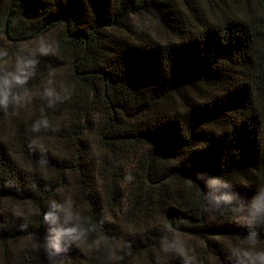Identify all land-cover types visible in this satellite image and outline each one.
Wrapping results in <instances>:
<instances>
[{
    "label": "trees",
    "instance_id": "1",
    "mask_svg": "<svg viewBox=\"0 0 264 264\" xmlns=\"http://www.w3.org/2000/svg\"><path fill=\"white\" fill-rule=\"evenodd\" d=\"M53 30L56 56L39 57L41 69L12 91L32 97L69 66L56 107L33 97L18 114L0 110V264H101L118 242L119 264H247L241 242L252 234L264 249V0H0L10 55ZM95 108L111 190L124 159L135 169L123 223L83 163ZM54 140L71 157L43 147ZM69 173L85 207L80 246L58 234L62 213L55 225L43 219L50 201L64 204Z\"/></svg>",
    "mask_w": 264,
    "mask_h": 264
},
{
    "label": "rangeland",
    "instance_id": "2",
    "mask_svg": "<svg viewBox=\"0 0 264 264\" xmlns=\"http://www.w3.org/2000/svg\"><path fill=\"white\" fill-rule=\"evenodd\" d=\"M142 19H141V23L145 25L146 28L148 29L150 28L155 36L161 37V35L163 34L162 30L151 25L152 23L147 21L145 17H143ZM57 31L58 30H53L52 32L48 33L47 35L43 36L40 39H36L32 42L25 43L22 47L23 52L19 55L14 54V56L10 55V52L7 51L8 45L4 43V40H2L1 32H0V51L1 50L7 51V55L4 58L3 60L4 62L2 64L3 69H5L6 72H14L17 59L35 60L36 63L34 67L29 70L32 73L31 75H35L36 71H38V69H41L42 67L41 64L38 63L39 57L44 56L39 54V48L41 46V43H44L45 45L51 47V51L48 55L56 56L55 37L58 33ZM69 74H70L69 66L61 68L59 70L55 69L54 71H51L50 75L47 76L45 80L35 85V87L32 89V97L28 96L25 100H23L22 106H16L17 108L16 111L22 107L29 108L28 105L30 106V103L28 101H30V98L33 99V97L38 98V100H40V103L43 105L44 108L48 109V108L56 107L55 104L53 107L48 106V100L47 98L44 97V90L45 88L51 87L54 88L58 94H60V92L67 86V78ZM13 106L15 107V105H10L9 107H12L13 109ZM56 115H55V124H60L61 123L60 121L63 120L65 116L59 118L61 114L57 116ZM92 117L94 124L91 127V129L87 130L85 133L87 152L83 157V163L84 166H86L87 172L92 176L95 187L101 193L103 203L105 204L106 207V212L111 217L110 219H112L113 221H117L119 223H123L122 220L127 218L128 212L129 211L130 213L132 212V207L130 202V181H126L125 177L127 175L133 176V173H135V169L131 167L132 165L131 157H127L126 159H124L120 168L122 170V176L114 185V191L111 190L110 181L109 178H107L106 172L104 171V163L102 161L105 155V151L103 150L99 142L100 115L98 108H95L93 110ZM43 147L50 148L51 151H53L54 153L56 151L61 155L62 154L68 155L67 156L68 158L71 157L72 154V149L67 150L68 147L66 144H62V143L59 144L58 142H55V140L50 141L47 144L45 143ZM75 180L76 179L73 176V173H69L67 185L64 191L62 192L63 193L62 198L64 203L66 200L71 199L74 204L73 205L74 211L78 212L79 209L81 208L85 209V207L84 205L77 202ZM30 206H31L30 204L24 203L23 205L16 206V208L19 210H26L29 209ZM175 237L178 238L179 236H175ZM180 239H184L186 245H191L192 241L194 240L191 237H180ZM103 242H105V240H101L99 243H103ZM165 245H167L166 242ZM241 246L242 249L245 250L247 248V243L242 241ZM99 247L100 245L98 243L97 244L93 243L86 249V256L90 259V262H93V259H95L100 255ZM121 250H122V243L120 242H118L117 244L113 243L112 246L108 249V251L101 255V264H119V262L122 259V257L120 256L122 253ZM139 263L141 264V261H139L138 264Z\"/></svg>",
    "mask_w": 264,
    "mask_h": 264
},
{
    "label": "clouds",
    "instance_id": "3",
    "mask_svg": "<svg viewBox=\"0 0 264 264\" xmlns=\"http://www.w3.org/2000/svg\"><path fill=\"white\" fill-rule=\"evenodd\" d=\"M50 51V46L41 43L39 48L40 55H48ZM4 55H7L6 50H4ZM35 63V60L17 59L14 72L0 71V110L5 114H9L10 105L22 106V101L28 97L29 93L27 89L23 94H13L12 89L14 84L23 85L27 83L29 76L32 74L29 70L34 67ZM44 97L47 98L49 107H53L56 101L61 99L55 89L51 87L45 88ZM12 114H18L15 108ZM39 123L43 124L45 128L49 127L47 119ZM37 130V125H33V131ZM125 179L126 181H131L133 177L127 175ZM224 186H227V184L225 183ZM73 205L71 199L66 200L64 204H59L55 200H52L50 201L51 210L44 213L43 219L46 223L55 225L59 223L60 219L57 213H62L64 226L59 228L58 234L66 237L71 245L80 246L85 242L87 233L83 223L80 222L83 219L74 211ZM54 230L55 229H51L50 231ZM258 244L259 240L256 234L247 237V248L241 252L247 264H264V249H258ZM53 246L58 248V245ZM177 250L182 256L193 261L196 260L195 256L187 257L183 244H181Z\"/></svg>",
    "mask_w": 264,
    "mask_h": 264
}]
</instances>
